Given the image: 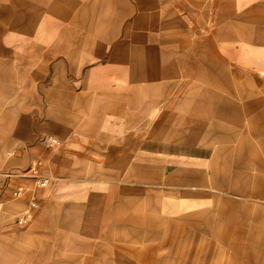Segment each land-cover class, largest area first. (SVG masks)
<instances>
[{"label":"crops","instance_id":"crops-1","mask_svg":"<svg viewBox=\"0 0 264 264\" xmlns=\"http://www.w3.org/2000/svg\"><path fill=\"white\" fill-rule=\"evenodd\" d=\"M60 1L0 0V104H19L24 114L33 107L34 137L53 133L58 144L75 131L90 144L117 138L130 160L128 181L57 183L59 174L50 190L40 192L41 210L17 239L0 231V254L66 253L89 264H108L110 256L123 254L124 241V222L109 216V210L131 199L154 214L146 222L154 237L150 241L178 239L171 228L162 227L171 223L183 226L181 240L197 239L208 223L203 220L207 209V219L221 224L219 211L235 208L229 198L253 183L251 170L242 176L235 166L252 160L244 147L250 136L240 134L238 145L233 138L243 128L264 130V100L240 106L234 89L220 88L221 75L228 78L235 64V41L220 39L221 24L233 30L235 13L251 12V0H66L65 7ZM60 12L73 21L63 30L65 39L59 33L49 41L60 32ZM76 22L83 25L79 38ZM34 36L45 44L33 45ZM37 63L46 66L45 74L28 101V65ZM11 119L0 121V150L10 155ZM15 128L31 134L24 122ZM19 158L24 160L23 152ZM49 193L53 200H46ZM19 206L12 201L8 208ZM49 208L54 209L50 217ZM189 228L195 237L186 236ZM147 248L164 249L167 258L186 256L187 250L171 243Z\"/></svg>","mask_w":264,"mask_h":264},{"label":"rangeland","instance_id":"rangeland-1","mask_svg":"<svg viewBox=\"0 0 264 264\" xmlns=\"http://www.w3.org/2000/svg\"><path fill=\"white\" fill-rule=\"evenodd\" d=\"M81 4L82 2L78 1L77 8ZM60 5L67 6L66 0H61ZM250 6L251 12L235 13L233 30L231 26L221 24L220 32L221 40L235 41V64L229 66L228 78L221 75L220 88L234 89L236 96L233 99L240 106L250 103L259 105L264 100L261 96L264 94V0H251ZM60 13V32L56 31L53 36H50L49 41L56 40L59 33L60 40L65 39L66 35L63 30L67 29L70 20L73 21L72 17L67 16V12ZM93 19L97 20L98 17L93 16ZM81 36H83V25L76 22V37ZM36 38L34 36L33 45L45 44L46 41L41 42V39ZM225 51H229L230 56L232 55V50ZM221 55H223L222 52ZM45 69V65L38 63L28 65V101L34 100L35 85L39 82L38 79L45 74ZM35 74L38 75L35 76ZM249 94L254 96H247ZM11 99L14 101V98ZM5 108L17 111L4 113L2 110ZM19 108V104L16 106L0 104V121L3 122L5 116L12 118L8 121L12 127V142L7 144L6 148L13 150L11 155L6 153V149L0 150V178H3L0 185V213L7 210L4 217L0 215V231L8 232L13 240L17 239L21 230L27 229L34 222L36 212L42 207L40 192L50 190L59 174L60 180H57V183H67L70 179H76L126 184L128 181L126 174L130 166L125 150L115 142L117 138L110 139L112 143L90 144L86 143L90 138L75 131L71 138L65 137L60 144L53 143L52 139L57 137L53 133H43L34 137L35 130H38L36 117L32 119L33 107L27 108L30 112L27 114L18 112ZM23 122L28 125L29 133L31 132L32 135H24L23 131L19 133L20 130L15 128ZM3 132L4 130L0 129L1 140L4 139ZM243 132L250 136L244 139V147L251 150L252 160L235 162L236 172L243 176L251 170L253 183L250 187L244 186L248 189L247 191L229 198L230 201H234L235 208L229 210L228 213L219 211V216L223 217L220 218L221 224H212L207 219V215H210L208 212L211 211L207 209L204 211L203 220L208 223L203 224L200 230L202 234L192 232L190 228L187 230L188 235L186 236L193 234L195 237L197 234V239L181 240L184 233H180V228L183 226L179 223H171L168 226L162 225V227L171 228L177 234L178 239L168 241L163 240V237L161 241L155 239L154 242L149 240L154 237L148 230L151 226L146 224L147 217L154 214H151L146 205H140L138 200H125L122 208L109 210L108 213L109 216L122 218L124 222L121 226L124 236L123 254L118 257L110 256L108 264H163V262L164 264H264V130L243 128L233 138V145L243 143V139L239 138ZM36 146L39 150L37 153L34 152ZM15 151L24 154V160L20 164L9 160L15 156ZM54 158L56 159L55 167ZM41 177L49 179L47 186L38 187L37 180ZM239 179L245 180V177ZM16 192L19 194L16 195ZM223 199L225 198H220V201ZM46 200H53L50 193ZM99 200L98 198L97 201ZM12 201L20 203L16 210L8 208ZM32 202H37L39 206L32 211L33 217L28 225L21 227L16 223L17 217L30 209ZM46 211L47 216L50 217L54 209L49 208ZM200 235L203 236V240L199 239ZM170 243L180 249H183L184 245L187 246L186 256L167 258L163 257L164 249L156 250L155 255L151 248H147L149 244ZM10 252L0 254V264H52L53 260L59 264H89V260L85 262L83 258H70L66 253L52 257L22 250L15 254Z\"/></svg>","mask_w":264,"mask_h":264},{"label":"built area","instance_id":"built-area-1","mask_svg":"<svg viewBox=\"0 0 264 264\" xmlns=\"http://www.w3.org/2000/svg\"><path fill=\"white\" fill-rule=\"evenodd\" d=\"M52 142L53 143H58L57 140L55 138L52 139ZM49 179L48 178H39L37 180V185L38 187H45L49 184ZM16 195L19 194V192H16L15 193ZM38 203L37 202H32L31 203V206H30V209H28L26 212H24L22 215L18 216L17 217V220H16V223L19 225V226H25L27 225L31 220H32V217H33V210L34 209H37L38 208Z\"/></svg>","mask_w":264,"mask_h":264},{"label":"water","instance_id":"water-1","mask_svg":"<svg viewBox=\"0 0 264 264\" xmlns=\"http://www.w3.org/2000/svg\"><path fill=\"white\" fill-rule=\"evenodd\" d=\"M20 156V152L19 151H15V156L11 157L9 160L13 163L16 164H20L21 163V159L19 158Z\"/></svg>","mask_w":264,"mask_h":264}]
</instances>
